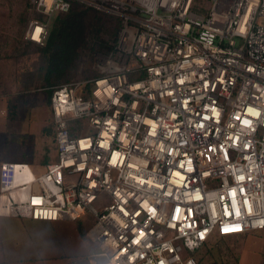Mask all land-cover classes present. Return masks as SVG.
<instances>
[{
    "label": "built area",
    "instance_id": "obj_1",
    "mask_svg": "<svg viewBox=\"0 0 264 264\" xmlns=\"http://www.w3.org/2000/svg\"><path fill=\"white\" fill-rule=\"evenodd\" d=\"M73 1L124 18L125 54L53 88L58 157L1 164L0 217L90 216L89 264H200L212 239L263 231L264 0H32L25 39Z\"/></svg>",
    "mask_w": 264,
    "mask_h": 264
},
{
    "label": "rangeland",
    "instance_id": "obj_2",
    "mask_svg": "<svg viewBox=\"0 0 264 264\" xmlns=\"http://www.w3.org/2000/svg\"><path fill=\"white\" fill-rule=\"evenodd\" d=\"M99 12L104 17L114 16L120 22L116 41L112 43L113 50L104 54L92 52L89 46L81 51L61 80L100 77L107 70L108 58L125 54L123 49L127 46L121 45L124 18ZM57 16L50 21V32L44 45H36L25 39V33L32 21L45 18L34 9L32 0H0V94H5L0 99V162L26 163L44 169L48 162H54L58 157L44 79L49 54L43 52ZM108 26L109 22H106L104 27ZM105 39L109 36L105 35ZM7 221L0 228L1 252L14 264H89V258L101 251V244L89 237L93 225L90 216L80 222L49 223L13 217ZM192 255L200 264H264V230L214 238ZM97 260L102 261L98 257Z\"/></svg>",
    "mask_w": 264,
    "mask_h": 264
},
{
    "label": "trees",
    "instance_id": "obj_3",
    "mask_svg": "<svg viewBox=\"0 0 264 264\" xmlns=\"http://www.w3.org/2000/svg\"><path fill=\"white\" fill-rule=\"evenodd\" d=\"M200 12V9L194 7ZM99 10L73 1L67 12L57 14V19L45 49L44 54H49L47 72L45 76V88L51 95L53 88L72 80H61V76L67 73L75 64L81 51L88 49L92 52L108 54L113 50L112 43L116 41L120 22L111 15L102 16ZM42 18L43 15L39 14ZM111 21V24H110ZM109 22L108 27L104 24ZM93 34V35H92ZM105 35L109 39H105ZM92 36V39H89Z\"/></svg>",
    "mask_w": 264,
    "mask_h": 264
},
{
    "label": "crops",
    "instance_id": "obj_4",
    "mask_svg": "<svg viewBox=\"0 0 264 264\" xmlns=\"http://www.w3.org/2000/svg\"><path fill=\"white\" fill-rule=\"evenodd\" d=\"M5 96V94H0V99ZM5 111H2V113H4ZM5 162V161H1L0 162V168H1V164ZM50 162H48L47 164H49ZM46 164V165H47ZM11 218V217H10ZM10 218H2L0 217V228L3 227L5 225V223H8L7 219H10ZM20 219V218H19ZM6 220V221H5ZM21 220H26V219H21ZM81 220H79L80 222ZM49 223H52V222H49ZM1 247H2V241H1V232H0V264H14V261H7L6 258H4L2 252H1Z\"/></svg>",
    "mask_w": 264,
    "mask_h": 264
},
{
    "label": "snow or ice",
    "instance_id": "obj_5",
    "mask_svg": "<svg viewBox=\"0 0 264 264\" xmlns=\"http://www.w3.org/2000/svg\"><path fill=\"white\" fill-rule=\"evenodd\" d=\"M245 123H248L247 121H245ZM227 231V230H226Z\"/></svg>",
    "mask_w": 264,
    "mask_h": 264
}]
</instances>
